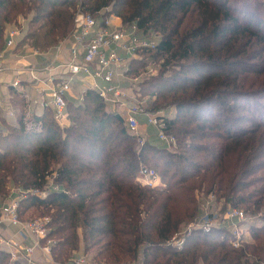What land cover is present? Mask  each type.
Here are the masks:
<instances>
[{"label": "trees", "instance_id": "16d2710c", "mask_svg": "<svg viewBox=\"0 0 264 264\" xmlns=\"http://www.w3.org/2000/svg\"><path fill=\"white\" fill-rule=\"evenodd\" d=\"M82 7L159 36L155 49L130 62L129 75L159 62L138 91L150 97L149 110H175L165 120L178 147L141 143L96 90L68 98L70 124L61 127L51 107L29 113L26 94L11 88L17 120L0 110V203L15 188L22 220L49 218L57 261L83 246L96 264H264V0H82ZM75 13L67 0H0V53L21 21V46L54 52L72 38ZM141 166L163 185L139 183ZM49 178L63 192L29 194ZM211 196L260 219L250 223L252 240L234 248L230 231L196 229L181 249L173 246ZM0 264L24 263L0 249Z\"/></svg>", "mask_w": 264, "mask_h": 264}, {"label": "built area", "instance_id": "2783aa9c", "mask_svg": "<svg viewBox=\"0 0 264 264\" xmlns=\"http://www.w3.org/2000/svg\"><path fill=\"white\" fill-rule=\"evenodd\" d=\"M76 4L73 36L68 41H62L55 49V60L46 65L42 70L33 66H15L18 74L13 80V87H21L23 80L19 75L25 73L38 83H44V93L48 97L41 96L36 104L51 107L56 121L61 127H65L68 119L67 105L69 93L80 75L101 79L105 84L92 82L91 88L96 90L100 97L112 108V111L120 115L126 122L127 130L133 135L139 134V116H145L150 126L157 129L158 138L166 142L169 148L177 145L176 138L168 134V123L165 120V111L154 112L144 108L140 101L137 78L129 75L130 62L140 55V51L153 50L159 43L156 33L144 34L137 25L125 26L120 17L115 15L101 16L87 12L82 7V0H67ZM26 23L13 25L7 31V50L10 51L16 44L18 37L25 35ZM71 42L68 58L64 54L65 45ZM35 54L50 55L49 52L34 50ZM50 57H52L50 55ZM0 72L9 70L4 62V52L0 54ZM42 72L43 77H40ZM84 83V79L82 80ZM86 88L79 96L84 97ZM13 114V113H12ZM5 129L0 123V133ZM144 141V139L142 140ZM44 190L31 189L29 194L42 198L51 193L63 192L62 188L55 184L53 178ZM138 182L144 186L159 187L163 185L158 173L151 168L141 166ZM18 193V192H17ZM28 193H25L26 195ZM19 197H10L8 201L0 203V249H6L13 261H21L24 264H96L89 255L79 252L68 261L55 260L52 253L53 240L49 239L48 217H40L33 220H22L19 213ZM245 210L229 206L225 212L219 213L206 209L203 213L180 234L176 235L171 244L178 249L184 246L186 236L199 229L209 232L212 229L221 228L231 232V244L234 248H240L248 240L247 231L250 223ZM16 227L18 232L16 240L13 235L5 233L6 229ZM32 239V245L24 244L27 239ZM37 252L40 256H36ZM125 264H142V261H130Z\"/></svg>", "mask_w": 264, "mask_h": 264}, {"label": "crops", "instance_id": "0c3cea01", "mask_svg": "<svg viewBox=\"0 0 264 264\" xmlns=\"http://www.w3.org/2000/svg\"><path fill=\"white\" fill-rule=\"evenodd\" d=\"M24 36L25 35L18 37L15 46L11 48L10 51L7 50V46H6L5 49L1 52V53L4 52V57H5L4 62L8 67L11 68L7 71L0 72V110L2 111V114L6 117V119L10 122H14L17 120L16 112L13 110L12 107L13 95L11 94V88L17 89L26 94L27 101L29 103V105L26 107V110L29 113L40 114L44 108L42 104H36L35 102L41 100V96L44 93L43 92L44 83H40V82L38 83L37 81L35 82L33 79L27 76V74L23 73L19 75L20 78L23 80L21 87H13V80L18 75L15 72L16 71L15 66L18 65L24 67L33 66L42 70L46 65L51 64L55 60V55H53L55 51L50 53V55L52 56L50 57V55L44 56V55L35 54L34 50L36 49L30 47L28 44L27 45L24 44L23 46H21L20 43L23 41ZM6 38H7V33H6ZM70 47H71V42H67L65 45L64 54H62L63 57L68 58L69 55L68 51ZM0 64H1V58H0ZM40 77L45 78L43 77L42 72H40ZM83 79H84V83L82 81ZM94 81L100 83L101 85L105 84L101 79L98 78L95 79L92 77H86L80 75L77 81L73 85V90L68 95L69 98L79 100V96L81 95V93H83V91L86 88L90 89L91 83ZM45 93L48 94V92L46 91ZM45 93L44 96L48 97ZM141 118L145 119V123H143L142 126L145 129L149 130V132L155 133L154 136L148 138L149 141L154 142L153 137L156 136L155 128L148 124L146 117L140 116V120ZM65 122H68L66 126L70 124L69 119H67ZM16 195H17V190L11 192V197ZM4 228L6 229V227ZM17 232L18 229L16 227H11L9 229H6L5 231V233H7L9 236L13 235L16 240H20V237L16 236ZM33 243L34 241L30 238L27 239L26 242H24V244L27 245H32ZM36 256L41 257L39 252H37Z\"/></svg>", "mask_w": 264, "mask_h": 264}, {"label": "rangeland", "instance_id": "374dc122", "mask_svg": "<svg viewBox=\"0 0 264 264\" xmlns=\"http://www.w3.org/2000/svg\"><path fill=\"white\" fill-rule=\"evenodd\" d=\"M102 14V13H101ZM116 16V15H115ZM118 17V16H117ZM120 20H121V18H120ZM125 26H128V25H125ZM158 71H159V62H155V63H150L149 65H147L144 69H141L139 72H140V74L139 75H136V76H134V75H130L131 77H133V79L134 78H137V80H138V82H142L144 79H146V78H148L150 75H153V74H156V73H158ZM140 95V94H139ZM149 96H140V101H141V103L143 104V106H144V108H146L147 109V106H148V101H149ZM154 99V98H153ZM108 107H109V109H111L112 110V108L108 105ZM162 111V110H161ZM164 111V110H163ZM174 114L175 113V110L174 109H172V111L171 112H166V115H170V114ZM141 116V115H140ZM140 116H139V122H140V130H139V134H136V136L139 138V141L141 142V143H144V142H146V141H148V138H151L152 136H154V134L155 133H152V132H149V130H147V129H145L143 126H142V124L143 123H145V119L144 118H141V120H140ZM145 117V116H144ZM70 122V121H69ZM124 122V121H123ZM1 123V122H0ZM66 124L68 123V122H65ZM126 123V122H125ZM1 125H2V127L4 128L5 126H4V124H2L1 123ZM153 127V126H152ZM5 129V128H4ZM155 130H156V136L155 137H153V140H154V142L153 143H155V144H157L158 146H161V147H167L168 146V144L166 143V142H164V141H162V140H160L159 138H158V135H157V129L155 128ZM150 133H151V135H150ZM144 139V141H142ZM169 147V146H168ZM178 146L176 145V146H174L173 147V149H176ZM170 149V148H169ZM149 168V167H148ZM151 169H153V168H151ZM159 175V174H158ZM159 177H160V175H159ZM16 189L14 188V190L12 189V191L14 192ZM203 200V203L204 204H202L203 206H204V211L206 210V209H208V210H212V211H217V212H221V213H223V212H225L226 211V209L229 207V206H231V207H233L232 205H230V204H225L223 201H221V202H216L215 201V198L213 197V196H211V197H209V198H203L202 199ZM240 209H242V208H240ZM244 210V209H243ZM34 211V209H30L28 212H27V214H30L31 212H33ZM246 212V211H245ZM247 213V212H246ZM249 217V216H248ZM253 217V218H252ZM249 220L250 221H255V220H259L260 221V219H258L256 216H252ZM38 218H40V217H38ZM35 219H37V218H35ZM254 219V220H253ZM247 235H248V240L250 241V240H252V238H251V235H250V230L248 229V231H247ZM79 252H82V253H84V254H86L85 252H84V249H83V246H81V250L79 251ZM87 255V254H86ZM89 256H90V258L92 259V254H91V252L88 254ZM138 261H142L141 259H137Z\"/></svg>", "mask_w": 264, "mask_h": 264}, {"label": "water", "instance_id": "95a60500", "mask_svg": "<svg viewBox=\"0 0 264 264\" xmlns=\"http://www.w3.org/2000/svg\"><path fill=\"white\" fill-rule=\"evenodd\" d=\"M117 117L122 121L124 120L120 115H117Z\"/></svg>", "mask_w": 264, "mask_h": 264}]
</instances>
